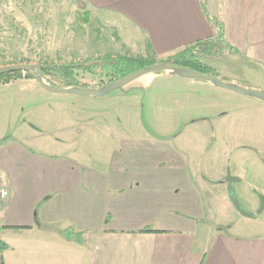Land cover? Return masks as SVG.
Segmentation results:
<instances>
[{
    "label": "crops",
    "instance_id": "crops-1",
    "mask_svg": "<svg viewBox=\"0 0 264 264\" xmlns=\"http://www.w3.org/2000/svg\"><path fill=\"white\" fill-rule=\"evenodd\" d=\"M85 2L92 17L118 19L154 63L214 39L218 19L236 53L208 63L227 83L264 90V0ZM132 82L100 98L0 82V264H264V209L239 214L224 180L228 170L238 178L242 204L246 171L235 166L264 167L253 147L264 144V102L168 71ZM46 99L80 103L83 119L46 122ZM245 195L256 211L257 192Z\"/></svg>",
    "mask_w": 264,
    "mask_h": 264
},
{
    "label": "rangeland",
    "instance_id": "rangeland-1",
    "mask_svg": "<svg viewBox=\"0 0 264 264\" xmlns=\"http://www.w3.org/2000/svg\"><path fill=\"white\" fill-rule=\"evenodd\" d=\"M136 45L137 42L133 33L123 27L118 19H113L109 15L98 19L92 17L85 0H0V67L13 64H33L38 67L68 64L78 66V64L108 55L141 57L152 60L150 56L142 55L143 51L138 49ZM73 73L74 79L83 88H100L110 82L105 76V72L98 67L94 69V73L76 67ZM20 79H25V77ZM44 79L52 85L66 87L65 82L55 74H47ZM12 80L15 79L10 81ZM0 82H2L1 79ZM132 84L133 82L125 85L119 89L120 92H125ZM113 92L104 96H109ZM56 96L100 98L64 93ZM74 107L75 109L62 102H51L46 99L42 108L44 115H46L45 121L51 122L54 115L59 120L75 119L79 122L83 119L80 118L81 104L77 103ZM73 110L76 114L70 116L69 114ZM109 113V119L116 120L115 113ZM148 116L146 114L143 121H149ZM30 121L34 123L32 118ZM260 122L261 119L255 117L253 123L260 124ZM262 122L264 125V117ZM80 137L78 136V138ZM253 137L255 138L256 135ZM258 140L253 141L255 145L253 147L258 148L257 151L255 150L254 156L262 158L264 161V144H260V140ZM214 163L216 164L218 161L216 160ZM220 163L222 162L218 164ZM231 165L233 162H230V169ZM223 167L226 171V164ZM235 167L246 171L244 178L246 185L239 188L242 192L245 190V193L241 194L246 200L240 204L245 210L254 211L255 205L252 196L248 194L251 190L256 191L259 201L260 195L264 196V167L262 169L248 160L246 163L243 162L240 166ZM227 174L231 175V172L228 170ZM237 181L232 183L234 188V183ZM245 194L248 195V198ZM236 211L227 209L223 215L230 217L229 220L232 221ZM249 225L252 228L259 226L251 220Z\"/></svg>",
    "mask_w": 264,
    "mask_h": 264
},
{
    "label": "trees",
    "instance_id": "trees-1",
    "mask_svg": "<svg viewBox=\"0 0 264 264\" xmlns=\"http://www.w3.org/2000/svg\"><path fill=\"white\" fill-rule=\"evenodd\" d=\"M211 23L217 31V35L214 39L196 42L195 44L184 48L173 56L168 57L163 62L188 67L206 75L219 77L218 72L208 63V60L222 56L225 51L232 54L236 53V49L226 44L224 40V30L222 23L218 19H212ZM152 63H154L152 60L141 57L132 58L128 56L108 55L105 57L92 59L83 64H78V66L68 64L60 66H39L38 68L41 71L43 77L52 73L62 79L67 87H80L79 83L74 79L73 70L76 67L82 68L91 73H94V69L98 67L105 72V76L108 77L109 81H112L124 77ZM23 77L33 79V76L30 72H9L0 75V79L3 83L9 82L11 79ZM224 180L226 182V189L230 201L238 213L245 217L257 219L264 209V196L260 195V204L257 210L255 212H249L245 210L240 204L232 186V183L237 181L238 178L227 174ZM142 231H150V229L145 228ZM72 234L73 232L67 231L66 237L71 238ZM73 235H75L76 241L79 242L80 234L77 233ZM3 248L4 244L0 243V249Z\"/></svg>",
    "mask_w": 264,
    "mask_h": 264
},
{
    "label": "water",
    "instance_id": "water-1",
    "mask_svg": "<svg viewBox=\"0 0 264 264\" xmlns=\"http://www.w3.org/2000/svg\"><path fill=\"white\" fill-rule=\"evenodd\" d=\"M158 71H168L172 74L190 78L197 79L202 81H207L212 83L214 86L223 88L244 96L251 98H256L264 102V90L256 88H247L244 86L236 85L233 83H227L219 77L210 76L198 71H195L188 67H183L179 65L169 64L167 62H156L150 65H147L144 68L136 70L124 77L115 79L107 83L106 85L100 88H83V87H59L48 83L42 76L41 71L37 65L33 64H13L0 67V75L6 74L9 72H30L33 76V79L45 90L53 93H64V94H75L80 96H97L102 97L109 94L110 92L122 89L125 85L131 83L137 78L153 72Z\"/></svg>",
    "mask_w": 264,
    "mask_h": 264
},
{
    "label": "built area",
    "instance_id": "built-area-1",
    "mask_svg": "<svg viewBox=\"0 0 264 264\" xmlns=\"http://www.w3.org/2000/svg\"><path fill=\"white\" fill-rule=\"evenodd\" d=\"M6 195V191L5 190H0V196L4 197Z\"/></svg>",
    "mask_w": 264,
    "mask_h": 264
}]
</instances>
